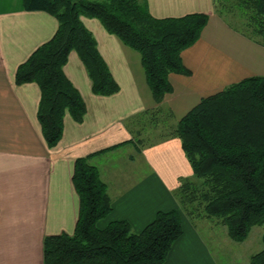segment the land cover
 <instances>
[{
	"label": "trees",
	"instance_id": "trees-1",
	"mask_svg": "<svg viewBox=\"0 0 264 264\" xmlns=\"http://www.w3.org/2000/svg\"><path fill=\"white\" fill-rule=\"evenodd\" d=\"M22 1L24 10L45 11L58 23L52 38L15 73L16 84L39 86L37 119L47 146L61 139L66 113L76 122L86 113L83 98L63 71L72 50L83 63L94 94L108 96L119 90L93 34L81 21L86 16L99 20L108 33L141 57L158 106L126 120L137 138L136 149L159 137H176L192 169V176L180 178L174 191L177 207L158 210L151 222L135 232L123 219L97 227V221L112 209L107 186L98 168L89 163L93 154L77 158L72 182L79 197L78 219L72 234L44 236L43 263L163 264L182 234L183 216L201 210L206 217L217 218L235 242H242L253 226H262V248L250 256L249 264H264V75L246 77L202 97L175 124L172 110L163 103L173 91L169 74L191 75L181 52L199 39L208 14L156 18L146 0ZM212 2L215 13L231 29L264 47V0ZM132 126H137L135 132ZM159 126L167 131L149 138Z\"/></svg>",
	"mask_w": 264,
	"mask_h": 264
},
{
	"label": "crops",
	"instance_id": "crops-1",
	"mask_svg": "<svg viewBox=\"0 0 264 264\" xmlns=\"http://www.w3.org/2000/svg\"><path fill=\"white\" fill-rule=\"evenodd\" d=\"M146 3L156 18L193 12L209 16L199 39L181 52L191 75L169 74L173 91L163 103L172 110V124L202 97L246 77L264 75V47L225 24L212 0ZM81 21L93 34L119 90L108 96L94 94L87 71L72 50L63 71L83 98L86 113L81 122L66 113L62 137L49 147L37 119L39 86L16 84L15 73L52 38L57 20L45 11L24 10L22 0H0V264H44V236L73 233L79 197L72 176L79 157L93 154L89 163L98 168L111 200L110 213L97 221L99 228L123 219L133 231H141L158 210L177 207L174 191L180 178L192 176L176 137H159L136 149L137 138L126 120L158 106L141 57L96 18L81 16ZM114 145L118 146L99 153ZM201 237L184 218L183 232L163 264H217Z\"/></svg>",
	"mask_w": 264,
	"mask_h": 264
},
{
	"label": "rangeland",
	"instance_id": "rangeland-1",
	"mask_svg": "<svg viewBox=\"0 0 264 264\" xmlns=\"http://www.w3.org/2000/svg\"><path fill=\"white\" fill-rule=\"evenodd\" d=\"M164 128H155L148 137H159L160 133L167 131ZM183 217L197 228L217 264H249L250 256L262 248V226H253L242 242H235L228 237L226 227L217 218L206 217L201 210L194 212L191 217Z\"/></svg>",
	"mask_w": 264,
	"mask_h": 264
}]
</instances>
